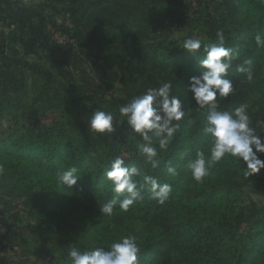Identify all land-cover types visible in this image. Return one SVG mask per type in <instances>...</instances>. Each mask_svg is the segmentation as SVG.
<instances>
[{"label":"trees","instance_id":"16d2710c","mask_svg":"<svg viewBox=\"0 0 264 264\" xmlns=\"http://www.w3.org/2000/svg\"><path fill=\"white\" fill-rule=\"evenodd\" d=\"M8 10L31 19L0 24V63L10 70L0 75V254L6 244L20 249L0 264H71L70 249L108 250L124 237H135L138 264H264V207L245 206L246 191L264 199V169L248 177L242 161L225 156L197 182L187 167L197 151L210 154L208 109L188 87L218 33L232 50L234 91L217 96V110L245 105L264 142V45L256 42L264 39V0H45ZM187 39L201 41L195 56L182 49ZM164 83L185 116L166 148L153 141V168L119 109ZM96 110L113 114V133L88 131ZM116 157L140 170L143 199L103 215L114 195L104 173ZM71 167L79 179L72 189L58 180ZM184 169L177 201L151 198L143 176L172 187Z\"/></svg>","mask_w":264,"mask_h":264},{"label":"clouds","instance_id":"9594fccd","mask_svg":"<svg viewBox=\"0 0 264 264\" xmlns=\"http://www.w3.org/2000/svg\"><path fill=\"white\" fill-rule=\"evenodd\" d=\"M218 43L212 42L203 46L206 53L199 61L200 74L189 80L188 91L201 109H208L203 133L211 138L210 154L206 157L201 151L196 152L195 159L189 162L188 170L197 182L202 181L212 166L219 163L225 156H231L242 161L246 168L244 173L251 177L264 169V160L258 158V153H264V142L257 135L256 128L250 126V118L245 105H240L230 111H219L215 102L217 96L227 98L234 91L232 80L228 79V70L232 65L233 55L230 48L224 46L222 33H218ZM258 45H264V39L256 36ZM183 50L195 56L201 49L199 39H187L183 42ZM240 71H245L241 68ZM172 85L149 89L146 94L134 97L128 104L121 106L119 112L126 118V123L132 133L138 134L143 143L138 145L141 155L146 157L153 168L158 166L157 150L153 141L157 140L159 147L164 149L180 127L179 122L185 116L181 99L170 94ZM88 131L97 135L113 133L114 117L110 112L96 110L88 118ZM76 167L58 175L59 183L72 189L78 182ZM175 169L168 172L175 174ZM105 176L111 183L113 198L100 207L103 215H112L114 207L119 205L123 211H128L136 201L143 196L138 189L134 177L140 176V170L125 166L122 158H114L105 170ZM143 182L151 186L152 198L163 204L170 196V184H159L151 176H143ZM142 187V185H141ZM140 248L135 237H124L119 242L111 244L110 249L95 248L81 252L79 249L69 250L71 264H138Z\"/></svg>","mask_w":264,"mask_h":264},{"label":"rangeland","instance_id":"374dc122","mask_svg":"<svg viewBox=\"0 0 264 264\" xmlns=\"http://www.w3.org/2000/svg\"><path fill=\"white\" fill-rule=\"evenodd\" d=\"M45 0H3L0 1V24L5 25L6 23L11 22L10 20H12V22H18L21 25L23 24V22H25V20L28 22L30 21V16L29 14L27 16H24V18L22 16L17 17V18H13L11 17V14H5V11H9L8 9L11 10H15L16 8L19 9V11L23 12V11H28L30 9V5H37L42 3ZM12 4L13 7L10 5ZM49 5L52 4H48L47 7H49ZM6 30V29H5ZM198 34L197 31L193 32V35L196 36ZM55 38L57 40L60 41V38H58V36H55ZM36 46H40V43L36 42ZM7 66L4 63H0V75H4V77H7L8 74L10 73V70L8 71V69L5 71H3V69H6ZM5 84V82H3ZM22 123V122H21ZM24 124H26L27 122L23 121ZM187 175H188V170L184 169L181 170V172L178 173V175L174 176L173 179L176 178V183L174 186H172V191L170 193L169 198L166 201H170L172 200L177 201L179 199L178 194L180 193V187L184 184H186L187 182ZM163 185V184H161ZM245 197H246V202H245V206L247 207V210H252L253 207H257V208H262L264 207V199H262L259 196H256L253 192H249L246 191L245 192ZM148 199H151L149 196H147ZM6 250L4 252H1L0 257L2 256H6L9 258H17L20 255V249H18V247L16 246H9V244L5 245ZM33 260L38 261L39 257L37 256H31Z\"/></svg>","mask_w":264,"mask_h":264}]
</instances>
